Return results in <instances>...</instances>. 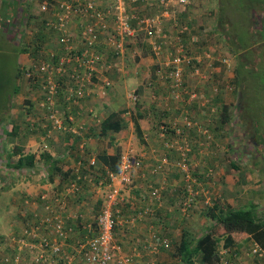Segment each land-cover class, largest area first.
I'll return each instance as SVG.
<instances>
[{
  "label": "crops",
  "instance_id": "0c3cea01",
  "mask_svg": "<svg viewBox=\"0 0 264 264\" xmlns=\"http://www.w3.org/2000/svg\"><path fill=\"white\" fill-rule=\"evenodd\" d=\"M62 1L65 0H0V32L6 34L0 41H5L12 33L16 41L22 40V33L27 32L25 28L28 26L31 33L30 24L38 20L46 34V44L55 46L54 50L61 49L59 36L47 29L48 22H55L54 15L46 12L43 6L50 3L59 6ZM199 1L121 0L123 7L116 10L113 0H95V6L88 14L82 11L75 16L76 19L72 20L75 31H79L83 24L95 23L98 27L97 54L100 60L93 80L83 82L84 98L77 103H68L64 88L56 97V107L61 114L71 116L73 120L64 121L66 127L63 128L53 126L51 111L42 105L46 100L42 77H37L40 94L36 91L33 101H29L30 108L32 102L36 105L35 110H27L26 129L18 117L25 109L11 110L17 115V133L23 139L29 133L27 146L36 156L34 171L27 168L32 173L27 183L19 182L21 185L13 188L22 207L25 203L28 219L21 217L13 228L11 226L12 231L19 229L15 230L17 237L7 240L11 247L14 245L12 240L19 244L20 240L16 241L19 236L27 238L24 236L26 225H34L45 216L49 205L55 212L61 211L66 225H79V230L62 244L61 264V257L74 251L73 245L91 236L93 231L88 226L96 223L104 195L111 184L110 175L118 173L99 161L104 154L110 157L120 154V163L124 157L132 155L138 162L126 187L119 177L114 180L115 187L122 190L123 198L116 208L119 215L115 229L117 257L128 258L127 264H183L173 253L187 232L198 238L211 224V218L205 214L201 219L195 215V209L202 212L208 198L211 199L209 207L216 203L233 209L252 207L257 219L264 224V214L260 212L264 209V147L253 137L257 132L253 125L247 128L245 123V129L241 128L236 93L230 94L226 90L216 100L214 91L217 86L223 89L224 85H229L234 77L237 55L230 53V47L256 48L264 44V0L256 5L253 16L235 9L231 0L227 1L226 8L220 6V0H208L211 5L206 8L200 7ZM18 2L22 5L21 11L16 7ZM243 2L247 4L249 1ZM154 17H157V33L153 37L147 38L141 32L139 38H123L119 33L118 18H126L132 27H137L141 19ZM103 25L107 26L106 30L101 29ZM120 40L124 43L123 52L116 48V42ZM157 43L160 45L158 52L154 50ZM36 44L33 46L39 49ZM180 44L185 46L186 55L194 58L190 63L186 57L175 62L176 48ZM35 53L21 54L19 64L23 67L30 64L35 60ZM223 58H228V65L223 64ZM174 66L183 69V86L176 87L172 79L166 78L169 68ZM206 73H212L211 77L208 78ZM133 94L138 97L136 102L131 100ZM185 113H191L192 119L199 120L212 134L207 140L190 131L187 137V144L191 145L189 149L182 145L166 147L167 142L177 139L180 128L185 127L182 120ZM228 114L232 115L228 117ZM109 118L117 131L110 128L104 133L103 124L110 121ZM136 124L142 131L141 136ZM246 129H253L249 138L251 145H243L246 142L243 139L234 142L238 136L244 137ZM235 143L238 144L235 146ZM185 150L192 165L189 181L178 167ZM17 156L19 159L20 151ZM51 158L55 164H50ZM165 158L168 163L159 169ZM91 160L95 164L97 160V164H93L95 168H91ZM207 174L218 179L213 183L209 179L201 182ZM73 177L85 181L78 186L73 182L76 180L72 181ZM186 182H191L195 188L194 198H197L194 211L189 213L180 210ZM153 189L158 191L157 196H152ZM216 198L218 200L214 201ZM30 201L31 205L28 204ZM148 206L152 211L145 213ZM198 221L205 222L198 225L199 232L192 233ZM42 229L37 237L30 236L28 243L24 244L26 255L32 253V245L38 247L41 243L37 241L44 237L52 241L56 239L57 232L52 228L50 231ZM230 238L233 241L230 245H225L226 237H222L219 243L221 264H264L253 251L256 245H262L251 235L234 232ZM163 240L169 247L159 244ZM52 255L58 258V255ZM78 256L82 255L79 253Z\"/></svg>",
  "mask_w": 264,
  "mask_h": 264
},
{
  "label": "built area",
  "instance_id": "2783aa9c",
  "mask_svg": "<svg viewBox=\"0 0 264 264\" xmlns=\"http://www.w3.org/2000/svg\"><path fill=\"white\" fill-rule=\"evenodd\" d=\"M113 1L116 3L114 5L116 10L123 7L121 0ZM160 1L162 2L164 0ZM185 1L186 0H181V2ZM94 6L95 0H65L60 2L59 6L55 3L43 6L46 12L54 15L55 22H48V27H46L53 33L55 32L56 36H59L58 44L62 48L50 50L47 53V57L34 68L35 74L40 75L44 80L43 91L45 92L46 100L42 105L51 111V119L55 128L66 127L65 122L73 120L71 116L67 115L66 117L64 114H61L60 110L56 107L57 95L64 88V94L67 96L66 101L68 103H77L84 98L86 92L83 88V82L89 79L93 80L96 65L100 60L97 54L98 27H95V23L83 24L80 26L79 31H75L72 28V20L76 19L75 16L82 11L88 14ZM96 14L92 15L93 19ZM117 23L119 33L122 34L123 38H139L141 32L148 38L153 37L157 33V17L143 18L139 21L137 27H132L126 18H118ZM101 29L106 30L107 26L103 25ZM122 41L116 42V48L120 52L124 51V43ZM154 50L156 52L160 50V45L158 43L154 45ZM176 52L178 54L175 57L176 63L181 62L184 57H186L187 63H190L194 59L186 55L185 46L182 44L176 48ZM222 61L228 64L227 58H223ZM166 78L172 79L176 87L183 86L182 67H170L166 74ZM193 96H195V94H193ZM137 99L138 97L133 94L132 100L136 101ZM186 125H192L188 117H186ZM184 148L189 149L186 145ZM186 152V150L183 151V158L178 163V167L184 178L189 181L188 179L191 178V167ZM137 163L134 156L128 155L121 161L118 173H112L110 175L111 184L109 190L104 195V202L97 216L96 223L95 225L88 226L90 231H93V234L85 239H81L73 245L72 249H74V251L61 257L62 264H127L128 258L124 257L118 259L117 257L118 246L115 244V229L119 223V215L116 208L123 202V198L121 196L122 190L115 187L114 180L119 177L123 186L126 187L130 183L131 172ZM165 163H168L167 158L164 159L163 163L159 165L158 168L162 169ZM91 164H95V161L91 160ZM189 191L192 196L195 194L191 189V185ZM157 192V190L153 189L152 196H157ZM205 203L209 205L211 199H206ZM185 206H190L189 200L185 201ZM46 209L48 211L46 215L36 221L34 225H26L28 227L24 236L27 237V235H29L35 238L43 231L42 228L47 226L50 229L52 228L54 232H57V237L53 241L50 240L49 237H44L40 241L41 244L38 247L36 244H33L31 248L33 252L26 255L30 258V263L28 264H61L60 256L61 253L64 252V248L62 247L63 242L67 241L71 234L79 230V225H76L77 227L66 225L65 218L62 216L59 209L55 212L51 205L46 206ZM182 210L185 211V207ZM151 211L152 208L150 206L146 207L144 210L145 213H150ZM17 240H20V242L19 244L17 243L18 249L15 256L5 259V261L13 262V264H20L22 254L27 253V251L24 252L23 250L26 248L24 244L28 243V239L19 236L16 241ZM159 244L168 247V243L165 240L160 241ZM253 251L261 258L264 257V250L262 247L256 245ZM79 253L82 256H78ZM52 254L58 255V258L56 259Z\"/></svg>",
  "mask_w": 264,
  "mask_h": 264
},
{
  "label": "trees",
  "instance_id": "16d2710c",
  "mask_svg": "<svg viewBox=\"0 0 264 264\" xmlns=\"http://www.w3.org/2000/svg\"><path fill=\"white\" fill-rule=\"evenodd\" d=\"M231 1L235 9L240 10L242 14L249 13L251 16H253L256 11V5L261 3L260 0H257V3L256 0H248L249 2L247 4H245L243 0ZM257 42H259V40H257L256 43ZM245 45L246 44L242 46ZM229 51L230 53L237 55V64L234 69V77L231 83L228 82L229 85L226 86V90L233 94L235 92L236 96H238L236 106L240 110L241 120L239 119V122L241 123V128L243 130L245 129V123L247 128H251L253 125V128L257 131L253 133V137L257 138L259 140L258 142L264 147V44H260V46H257L256 48L249 47L240 49L230 47ZM256 88L257 91L251 94L253 89ZM219 89L220 88L215 92L216 100H218L217 96H222ZM230 115L232 114H228L227 116L229 117ZM189 117L192 125L187 126L186 123H184L185 127L183 125V128H180V131L184 128H187V130L189 129V131L187 132L186 130V132L182 134L176 133L177 139L172 142H167L166 147L171 148L176 145H187V137L189 136L190 131L195 132L196 136H204L203 139H207L209 135L212 134L207 126L199 123V120H196L195 118L192 119L193 116H189L188 114V118ZM111 119L103 124L102 128L104 133L110 128L117 131V128L115 124L112 123ZM136 129L138 135L141 136L142 131L138 124H136ZM251 130L253 129H246L244 137L242 138L241 136L240 138H236L234 142H237L239 139L240 142H242L241 139L247 141L252 135V132H250ZM236 144L237 143H235V146ZM19 148L18 150L21 155L14 166L18 169H32L35 167L36 156L32 153H24V149L21 147ZM98 159L103 164L107 165L112 172L119 171L120 154L113 157L104 154ZM50 162V164L56 163L52 158ZM95 165L91 164V168H95ZM72 181L76 182L78 186H81V183L85 180L73 177ZM195 183L196 181L194 182V187ZM189 184L192 187L191 182ZM189 184L186 182L185 188H183V197H181L182 202L180 210L185 207V211L182 210V212L185 213L194 211L193 209L196 206L195 201L197 199L194 198L195 194L193 196L190 194ZM191 189L195 192V188L192 187ZM205 190L207 189L205 188ZM188 200L190 206H185V201ZM203 206V214L210 217L212 222L198 238H194L189 232H187V236H184L183 240L176 247L173 255L174 257L178 256L183 261V264H221L222 255L220 253L219 243L222 240V237H226L225 245L232 244L233 241L230 236L234 232H246L264 247V224L257 219L254 210L227 208L220 206L219 203H216L213 207H209V205L205 204H203ZM45 229L50 231V228L47 226H45ZM4 239L5 237L0 235V244ZM27 239H30L29 235H27ZM38 242L40 241H37V243Z\"/></svg>",
  "mask_w": 264,
  "mask_h": 264
},
{
  "label": "rangeland",
  "instance_id": "374dc122",
  "mask_svg": "<svg viewBox=\"0 0 264 264\" xmlns=\"http://www.w3.org/2000/svg\"><path fill=\"white\" fill-rule=\"evenodd\" d=\"M9 1L12 2L13 0H9ZM227 1L228 0H220V6L226 8ZM195 3H197V0ZM200 4H202L200 7L206 8L207 6L211 5V2H208V0H206L205 3L199 1V5ZM16 7L19 8L21 11L22 9L21 3L20 4L19 2L16 3ZM29 23H30V19H29ZM30 27L32 29V32L31 33L28 32L29 27L27 26L25 28L27 29V32H23L22 33L23 35H21L22 40L16 41V36L15 37L13 36L14 33L12 34L10 33L11 35L6 37L5 41L3 40L0 41V235L5 237L3 242L0 244V263L2 262L3 264L8 263L7 261H5V258L7 257L13 258L17 252V249L14 250V246L16 248L17 245L15 240H12L14 244L12 247L7 241L8 239H13V237L16 236L15 230L16 231L19 230L15 228L12 231L15 221L19 220L21 217L26 220L28 219L27 212L25 210L26 209L25 203H22L23 204L22 207L21 203H19L20 201L18 199V195L17 193H15L17 191L13 188H17L18 185H21L18 184L19 182L27 183L29 175L32 174L29 172L33 170V169L27 170V168L25 170L14 169L16 167L13 168V164H15L18 159L17 156V154L19 153L18 148L21 147L22 149H24L23 151L24 153H32V148L27 146L29 133L25 134L24 136L25 139H23V137H20L19 134L17 133L18 129H16V125H15L16 124L15 116L17 115L14 113L12 114L11 110L19 111L22 108H24L25 109L24 111L22 110L21 113L18 112L19 114L18 113L17 114L19 120L23 121V125L27 124V120L29 117L27 110H29V112L32 109L35 110V105H36L35 103L32 102L33 107L31 106L32 108L31 109L29 107V103H30L29 101L30 100L33 101V94L36 91L39 92V87L41 88L40 82L37 81L34 66L39 64L40 61L44 60L47 57V53L50 50L55 49V46L49 47L46 44V40H47L46 34H44V32L42 31V25L38 20H34L30 24ZM237 27L240 28L238 24ZM4 35L6 36V34H4L1 31L0 38L3 39ZM51 38L54 39L53 36H51ZM34 44H36L35 46H38L39 49H36L33 46ZM1 45L3 46L1 47ZM34 51H36V53L38 54L37 56L36 53L34 54L35 56L34 61H32L30 64L24 67L23 64H19V60L21 59L20 58L21 54L26 52L33 54ZM223 64L225 65L227 63H223ZM19 69L21 74L18 75ZM206 74L208 78H210L212 75V73H206ZM34 80H36L37 82H35ZM34 84H37V87ZM218 88H220L219 89L220 92H226V85L223 86V89L217 86L214 91L216 92ZM253 88H254V84H253ZM256 91L257 88L253 89L251 94H253V92ZM41 93H42V89H41ZM133 101L136 102L137 100L136 101L133 100ZM188 114L189 116L191 115V113H185L182 116L183 123H186V117H188ZM189 120H191L190 117ZM26 127L27 125L24 128L26 129ZM21 130L22 129H20V131ZM186 130L187 129L184 128L178 134L185 133ZM17 137L19 138V140H17ZM238 138H240V136H238ZM250 142L251 141L247 139V141L243 143V145L249 146L251 145ZM182 146L184 147V145ZM186 147L189 148L191 147V145L187 144ZM250 163L253 164L256 162H249V164ZM191 166L192 165L190 163V167ZM249 167H252V165H250ZM229 168H231V166H229ZM24 177L25 179H23ZM207 179H209V181L213 183V180L218 178H213L212 174H209V175H205L204 178H201V182L204 183L205 181H207ZM69 186L70 184L67 187ZM216 187L221 188L222 186L216 185ZM217 197L219 199H222V197H219V195H217ZM218 198L214 199V201L218 200ZM28 204L31 205L32 202L30 201ZM251 208L252 207H250V209ZM195 210H196L195 215H198L199 218L201 219L203 212L199 213L197 209ZM260 212L264 214V209H261ZM204 222L201 223L200 221H198L197 225L194 228H192L191 232L192 233H195L197 231L199 232L200 227L198 225L203 224ZM12 250H14L13 253ZM263 258L261 259L262 263H264ZM28 263H30V258H28L26 254L23 253L21 256L20 264H28Z\"/></svg>",
  "mask_w": 264,
  "mask_h": 264
},
{
  "label": "clouds",
  "instance_id": "9594fccd",
  "mask_svg": "<svg viewBox=\"0 0 264 264\" xmlns=\"http://www.w3.org/2000/svg\"><path fill=\"white\" fill-rule=\"evenodd\" d=\"M42 61H43V60H42ZM42 61H40L39 64H40ZM35 66H37V65H35ZM36 77L41 78V76H39V75H36ZM42 79H43V78H42Z\"/></svg>",
  "mask_w": 264,
  "mask_h": 264
}]
</instances>
